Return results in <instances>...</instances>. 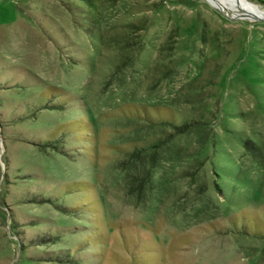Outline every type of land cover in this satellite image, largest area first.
<instances>
[{
  "label": "rangeland",
  "instance_id": "1",
  "mask_svg": "<svg viewBox=\"0 0 264 264\" xmlns=\"http://www.w3.org/2000/svg\"><path fill=\"white\" fill-rule=\"evenodd\" d=\"M0 264H264V0H0Z\"/></svg>",
  "mask_w": 264,
  "mask_h": 264
},
{
  "label": "bare ground",
  "instance_id": "2",
  "mask_svg": "<svg viewBox=\"0 0 264 264\" xmlns=\"http://www.w3.org/2000/svg\"><path fill=\"white\" fill-rule=\"evenodd\" d=\"M212 1H216V0H212ZM220 9H222L223 11H225V13H229L231 14L230 10L225 9L224 7H222L221 5H219Z\"/></svg>",
  "mask_w": 264,
  "mask_h": 264
}]
</instances>
